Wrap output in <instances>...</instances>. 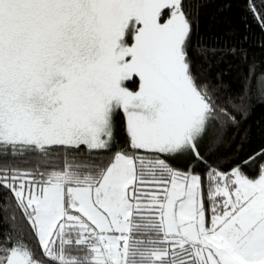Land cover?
Returning <instances> with one entry per match:
<instances>
[{"label": "snow or ice", "instance_id": "snow-or-ice-1", "mask_svg": "<svg viewBox=\"0 0 264 264\" xmlns=\"http://www.w3.org/2000/svg\"><path fill=\"white\" fill-rule=\"evenodd\" d=\"M205 6L0 0V264H264V72L209 75Z\"/></svg>", "mask_w": 264, "mask_h": 264}, {"label": "trees", "instance_id": "trees-1", "mask_svg": "<svg viewBox=\"0 0 264 264\" xmlns=\"http://www.w3.org/2000/svg\"><path fill=\"white\" fill-rule=\"evenodd\" d=\"M197 2V0H193ZM206 6L199 10V31L206 43L220 48H237L236 55L217 53L211 59L209 75L223 73L225 84L231 85L232 90L239 91L241 73L247 74L249 66L256 65L257 74L264 72V29L261 28L253 7L264 17V0H200ZM247 59H243V53ZM251 115L244 123L248 139L243 144L242 158L257 152L264 147V100L257 98L255 91L251 100ZM118 135L123 139L122 116L117 117ZM240 138L233 141L232 134L225 137L220 146L218 163L225 166L235 157ZM177 168L185 167L183 160L171 161ZM21 167H25L20 162ZM31 243V241H29ZM46 261L47 258H44Z\"/></svg>", "mask_w": 264, "mask_h": 264}]
</instances>
